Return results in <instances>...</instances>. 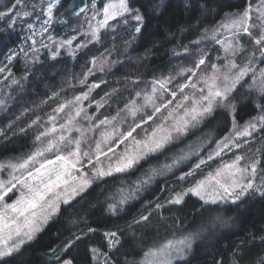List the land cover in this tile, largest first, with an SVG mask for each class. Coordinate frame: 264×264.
Instances as JSON below:
<instances>
[{
    "label": "snow or ice",
    "instance_id": "snow-or-ice-1",
    "mask_svg": "<svg viewBox=\"0 0 264 264\" xmlns=\"http://www.w3.org/2000/svg\"><path fill=\"white\" fill-rule=\"evenodd\" d=\"M81 3L73 2L65 6L62 0H39L38 3H31L32 10L28 11L25 10L29 7L26 0H9L5 9L0 10V20H6L8 28L14 31L18 19L24 21L35 16V19L40 20L37 14L39 10L46 17L41 20L39 30V34L43 35L52 26L54 10L60 12L63 9L70 16H82L83 23L72 29L77 34L67 40H61L56 45L57 50L51 52L50 58L55 60L59 55L58 50L64 48L65 45L71 49L69 55L75 58L76 53L86 48L88 44L101 43L102 29L115 30V25L110 24V21L119 23L123 20L127 23L130 17L137 22L135 32L140 33L146 21L147 10L152 7L150 3L141 4L138 7L130 0H106L102 7H98L97 0H92L90 5L81 6ZM170 4L171 0H167V3L166 0H160V5L152 7V11L155 12L161 6L166 10ZM178 6L183 7L185 11L197 8V5L190 3V0H184V3ZM89 11L92 13L91 16L88 15ZM58 22L68 23L64 19ZM84 25H87V31L83 30ZM27 28L32 30L31 34L26 37V41H32L30 46L32 63H35L39 60L40 48L36 47L34 37L37 32L31 19H27ZM221 29L230 32L231 37H237V39L229 37L223 40L218 39L217 36ZM241 34L250 38L254 45L252 51L249 52L241 44L238 39ZM79 36H84L85 40L79 41L73 48V42ZM211 38L220 45L224 53L223 57L218 55L217 59L224 62L222 64L212 63L210 74L201 71L202 66L207 63V53L202 52L191 67L180 70L179 75L184 77V81L176 85L175 91L168 87L174 77L168 76L153 80L151 91L136 92L135 98L130 99L123 108L118 109L116 116L104 117L95 122H93L94 117L88 114L81 105V101L87 100L89 94L95 88L100 87V83L88 85L87 92L74 97V101L59 104L54 109L57 115L49 117L44 130L39 131L35 138L43 145L42 147H38L20 162L0 164V170L5 167L11 169L7 180L0 179V264H12L16 257L23 256L26 247L30 246V242L35 239L37 233L43 230L49 219L62 211L61 205L74 207V202L79 203L77 197L83 198L82 194L92 187L94 181L107 182L106 178L118 179L120 177L117 174L128 178L127 180L122 179L121 186L107 196V211L116 215L122 210L123 205L135 199L137 194L150 185L157 176L172 172L182 161L189 160L193 156L198 158L192 170L181 175L180 180L193 175L196 169H200L202 165H206L215 157L221 156L225 150L231 151L232 148L242 147V144L236 143L238 138H248L244 140V144H248L255 139L254 134L260 133L264 136V66H261L264 65V0H257L255 4L249 0L243 11L227 17L226 21L214 30ZM52 39L49 35L48 40ZM191 43L199 45L200 40H193ZM41 46L49 48V45L43 42ZM114 48L115 45H113V50ZM183 48L184 52L188 53V46L183 45ZM21 52L25 57L28 56L23 46L19 51L15 48L8 49L4 57L7 64H0V74H4L0 83L9 80L11 73H6V69ZM244 53H247V62L239 63L237 58ZM110 55L111 52L105 49V52L101 53V58L92 57L88 62L90 66L79 83L86 84L88 76L94 74V71L103 72L105 65L110 66L115 63L109 59ZM98 59L99 67H97ZM24 79L27 77L25 76ZM19 83L12 79L7 87L11 88L13 84ZM138 83V80H132L133 85ZM245 85L250 92L255 91L257 94L255 105L257 115L240 129L237 128L236 105L233 100L235 99L234 94ZM185 89L192 91L187 93ZM116 91L113 89V93ZM111 95L112 93H105L106 97H111ZM165 96L169 98L165 99ZM178 96L179 99H177ZM139 100L143 103H138ZM106 102L102 97L101 101L96 102L95 110L98 111ZM69 104L73 105V110L66 113L64 123L57 127L55 123L57 116L64 112ZM7 106V97L0 99V109L6 110ZM88 106H92L91 102ZM149 106L152 108L151 114H145L137 121V113ZM218 108L225 110L223 115L231 117L233 130L219 140L210 141L208 138H201L199 142L194 141L187 145V150L182 148L178 153L173 154L168 162L167 153L171 151L170 146L182 140L183 137L196 135V130L205 118L213 115ZM164 110H167V114L160 115V122L155 123L151 131L143 129L144 124L154 120L156 115L163 113ZM121 113L125 114L124 117H121ZM82 115L83 119L88 121L86 127L77 124ZM129 116L133 118L132 125L121 130L120 124L117 123L118 118L123 121ZM32 124H38V119ZM137 129L145 132L140 139L133 135ZM97 130H99V138H95ZM73 132L78 135L73 136ZM89 133H92L91 140ZM208 143H214L215 148L209 151L206 157L201 156V151ZM121 145L124 147L117 153L116 150ZM257 152H260V149H257ZM109 153L115 156L114 163ZM161 156H164L165 162L152 166L151 161H159ZM101 157L108 158L109 164L106 167ZM243 159L242 155H235L230 163H222L203 179L196 181L182 192L175 193L168 203L180 205L185 203L186 196H194L200 202L198 211L203 217L205 213L215 212L216 207L223 204L243 203L242 198L245 196L259 194L264 197V166L261 165L259 159H253L250 163L242 165ZM143 164H149V167L145 170ZM137 172L141 175L137 176ZM161 207V204H156L157 210ZM151 215V212L148 215H141L134 222L137 224L150 222ZM227 223L228 221L218 213L210 216L208 221V225L212 228L217 225L224 226ZM175 226L176 222L173 221L172 227ZM206 231L208 227L201 224L195 231H188L178 238L173 235L172 239L166 238L154 244L144 253V260L141 264H174V262L184 260L192 249L193 243L202 238ZM95 232L96 229L89 226L86 232H74L68 235L62 247H49L47 264H78L77 255L73 253L79 251L81 244H84V255L90 257V261L83 260L79 264H120L112 254L113 249L120 244L117 232H104L103 238L106 244L103 246L98 247L90 242L85 244L84 242L90 241L91 234ZM251 239L255 240L256 237L252 236ZM260 240L264 242V236H261ZM103 247H106L107 251H103ZM233 264H236L235 259Z\"/></svg>",
    "mask_w": 264,
    "mask_h": 264
},
{
    "label": "trees",
    "instance_id": "trees-1",
    "mask_svg": "<svg viewBox=\"0 0 264 264\" xmlns=\"http://www.w3.org/2000/svg\"><path fill=\"white\" fill-rule=\"evenodd\" d=\"M76 1L62 0L65 6ZM8 2L9 0H0V10H4ZM26 2L29 7L25 10L31 11V0ZM130 2L138 7L149 3L152 7L160 5V0H130ZM248 2L249 0H190V3H195L197 8L185 11L183 7L178 6L182 5L184 0H171L166 10L163 6L157 8L155 12L152 11V7L148 8L146 21L140 33L132 29V25L136 23L135 20H128L127 23L123 20L119 23L111 21L110 24L115 25V30H103L102 42L87 46L77 53L75 58L63 51L53 60L50 58L48 48L40 50L39 60L35 63L29 62L26 57L16 58L7 69L20 83L13 84L10 88V94L15 97L11 99L8 110L0 111V133H2L0 143L4 138H9L11 142L9 144L12 145L8 150L22 147L24 141L20 139L21 135L17 134L19 131L24 130L36 117L45 122L54 114V109L59 104L72 101L74 97L88 90V85L93 83H100V87L94 89V98L101 101L104 97L107 101L101 107L99 117L116 115L118 109L123 108L130 99L135 98L136 90H141L145 84L159 77L174 76L176 68L174 64L181 62L182 58L180 55L173 58V51L180 52L184 49L183 45L189 48V54L183 60L190 67L202 52L207 53V63L202 66L201 71L210 74L211 64H221L223 60L217 59L219 49L214 50L213 45L210 47L209 41L205 39L212 36L213 31L227 16L240 13ZM252 2L255 4L257 1L252 0ZM57 14L65 16L68 20L71 19L63 9L60 12L54 10V17ZM253 14L255 16V13ZM27 19L22 22L26 23ZM18 21L19 19L15 26ZM72 21L75 24L83 23L82 16L73 18ZM58 28L57 25L56 29ZM14 32L8 28L6 20H0V47L4 46L8 38L12 39ZM56 34L60 41L70 35L63 28L60 31L56 30ZM243 37H247L245 42L241 41L243 47L249 52L252 51L250 38L242 35L241 39ZM39 40H36V43ZM193 40H200L199 45L192 44ZM113 45H115L114 50ZM105 49L111 52L109 59L115 63L110 66L105 65L103 72L94 71V74L88 76L86 84H80L79 81L83 79L84 73L90 66L89 60L92 57L101 58V53H104ZM52 51L55 49H51ZM127 52L130 57L125 59ZM123 55L125 56L122 59ZM245 56L247 53L239 56L238 62L246 63ZM97 67H99V59ZM25 76L27 79H24ZM133 79L138 80L139 83L133 85ZM101 81L104 82L101 83ZM183 81V76L177 81L172 80L170 88L175 91L176 83ZM113 89L117 91L113 93ZM185 92L188 93L187 89ZM105 93H112V95L106 97ZM168 98L165 96V99ZM233 103L236 105L237 122L244 123L257 115L255 91L250 92L245 91L244 87L240 88L235 94ZM224 111L218 108L205 120L204 127L207 123L212 125L216 120H221L223 123L224 129L220 131L217 139L224 132H229L232 125L231 117L222 114ZM151 112V109L147 110L140 118ZM166 114L167 110L157 114L154 120L143 125V129L151 131L153 124L160 120L159 116ZM133 135L143 137L145 132L137 129ZM184 139L176 141L177 143L175 142L172 147L181 146ZM212 146L213 143L208 148ZM257 149H260V160L262 159V166H264V136L260 134L256 136L255 141L244 144L230 154H224L216 159L213 162V168L238 154L255 155ZM147 165L143 164V169ZM140 174V172L136 173L137 176ZM202 175L203 173L197 171L195 176L180 180L178 183L172 181L173 176L155 180L151 186H147L138 193L135 199L123 205L122 210L116 215L107 211V196L112 190L114 193L121 186L122 179L128 178L120 174L117 175L120 177L118 179L108 178L107 182L101 181L83 193V198L78 197L79 203L74 202V207L62 206V211L45 225L30 242V246L26 247L23 256L16 257L12 264H21V262L22 264H47L49 247H62L68 235L74 232H86L89 226L96 229V232L91 234L90 241H85V244L90 242L98 247L103 246L106 244L103 233L115 231L119 236L120 244L113 249L114 258L119 260L120 264H138L139 257L144 255L149 247L173 235L181 236L188 231H195L201 224L206 225L208 231L193 243L192 249L184 260L174 264H233L234 259L236 264H264V242L260 240V237L264 236V197L249 195L243 197V203L238 205L227 203L219 207L213 206L216 207V211L211 214L205 213L203 217L198 211L200 202L195 197H185V203L180 205L168 203L175 193L192 186L200 180ZM99 193L102 194L101 197ZM157 203L162 205L158 210ZM150 212L152 213L150 222L140 224L134 222L141 215H148ZM217 213L224 214L223 218L228 221L223 230H216L217 226L212 228L208 225L210 216H215ZM173 221L176 222L175 227H172ZM252 236L256 239L252 240ZM83 249L84 244H81L79 251L73 253L77 255L78 264L83 260L90 261V257L84 255ZM103 251H107V248L103 247Z\"/></svg>",
    "mask_w": 264,
    "mask_h": 264
},
{
    "label": "rangeland",
    "instance_id": "rangeland-1",
    "mask_svg": "<svg viewBox=\"0 0 264 264\" xmlns=\"http://www.w3.org/2000/svg\"><path fill=\"white\" fill-rule=\"evenodd\" d=\"M257 1V0H255ZM33 2H36L38 3L39 0H31V3ZM92 0H83V3H81V0H77L75 3H81V6H84V4H91ZM106 2V0H97V4H98V7H102L103 6V3ZM243 11V10H242ZM241 11V12H242ZM37 14L40 16V20H37L35 19V16L31 19V22L34 24V28H35V31L37 32V34L35 35L34 39L35 40H38L40 39L37 43H36V47H39L41 46L42 42L43 43H46L49 45V50H50V54H51V49H55V51L57 50L56 48V45L60 42L57 34H56V30H61V28H63L66 32H69L70 35L66 38V39H63V40H67L69 37L73 36V35H76L77 33L73 32L72 29L76 26H79L80 24H75L72 19L73 18H77L75 16H70L71 19L68 20L67 18H65V16L63 15H56L54 17V20H53V23H52V26L48 29L47 32L43 33V35H40L39 34V30H40V27H41V20L45 19L46 17L44 16V14L42 12H39V10H37ZM91 11H89L88 15L91 16ZM254 15V14H253ZM232 16V15H230ZM228 17V16H227ZM102 18V17H101ZM60 19H64V20H67L68 23H60L58 22ZM130 21H132V19L129 17ZM226 19L222 22H225ZM111 23V21H110ZM82 24V23H81ZM93 24H95V21H93ZM59 26L58 29H56V26ZM137 25V22L135 24L132 25V29H134L135 31V26ZM217 29V28H216ZM84 31H87V25H84ZM104 29L101 30V32L103 31ZM14 34H13V37L12 39L8 38L4 44V46L0 47V62H2V64H7V61L4 59L5 55L7 54L8 52V49L10 48H15L17 51L20 50V47L23 46V48L25 49V51L28 52V54H31V55H28L26 57V59L29 61V62H32V53H31V44H32V41L30 40H27L26 41V37L29 36L31 34V31L32 30H29L27 28V22L26 23H23L21 20L18 21V24L16 26H14ZM214 32V31H213ZM51 35L52 36V40H48V36ZM243 34H241L238 39L240 40L241 39V36ZM247 36V35H246ZM212 36H208L205 40L209 41V44H210V47L211 45H213L214 47V50L216 49H219V56L223 57L224 53L223 51L221 50L220 48V45L216 44L215 40H213L211 38ZM226 37H229L231 39H237V37H231V34L230 32H227L225 31L224 29H221L220 30V33L218 34L217 38L218 39H225ZM85 40V37L84 36H79L78 39L76 41L73 42V45L72 47L74 48L76 43H78L79 41H83ZM247 40V37H243L240 41L242 42H245ZM211 41V43H210ZM203 43V40L201 41ZM91 44H94V43H90L88 44L91 45ZM242 44V43H241ZM252 47H254V45L252 44ZM44 49V47L41 46L40 50ZM85 49V48H84ZM71 49L65 45L64 48H60L58 51L59 53L60 52H63V51H66L68 54H69V51ZM83 50V49H82ZM80 50V51H82ZM253 50V49H252ZM80 51H78L77 53H79ZM222 51V52H221ZM173 55L172 57H176L178 56L177 53H180V58H182L181 62H175L174 66H176L175 68V73H174V79L173 80H179L182 76L179 75L180 73V70L182 68H187V67H190L188 66V64L186 62H184V58H186L189 54V51L188 53H185L184 52V49H182L180 52H176L175 50L173 51ZM76 53V54H77ZM125 55H123L122 59L124 58ZM128 56L130 57V54L127 52L126 54V57L125 59L128 58ZM22 57H25L24 56V53L21 52L20 55L17 57V58H22ZM247 58V56H245ZM13 62V61H12ZM224 62V61H223ZM222 62V63H223ZM221 63V64H222ZM26 63H24L25 65ZM23 65V66H24ZM264 66V65H262ZM10 72L9 69H6V73ZM11 73V72H10ZM3 75L4 74H0V79H3ZM161 78H165V77H159V79ZM14 79L13 75H10L9 77V80L7 81H4V83H0V99H3L5 97H7V109H0V111H3V112H6L10 106V101L11 99H13L15 97V95L13 96L12 94H10V88L7 87V84L11 82V80ZM172 82V81H171ZM170 82V84H171ZM170 84L168 85V87L170 88ZM180 84V82L176 83V85ZM245 91H248L247 87L245 86L244 87ZM142 90H147V91H151V82L148 83V84H145L143 86V88L139 91H142ZM88 90H86L85 92H87ZM138 90H136V92H139ZM188 93H191V89H187ZM94 92L95 90H93L90 94H89V97L87 100H82L81 101V105L86 109V111L88 112V114L92 115L94 117V121H98V120H101V119H104V118H101L99 117V111H96V102H98L95 98H94ZM81 95V94H79ZM77 95V96H79ZM135 95V94H134ZM198 95V93H197ZM235 95V94H234ZM165 98V97H164ZM74 101V99L72 100ZM91 102V107H89V103ZM138 103H143L142 100H139ZM171 107V106H170ZM152 110V108L149 106V107H145L143 108L140 112L137 113V116H136V120H140V116L142 114H144L147 110ZM73 110V105L72 104H69L67 108H65L64 112H61L59 113V115L57 116V120L55 121V123L57 124V127L59 126V124L61 123H64L65 119H66V113H69ZM217 110V109H216ZM53 115H57L55 112ZM52 115V116H53ZM124 113H121V117H124ZM116 116V115H114ZM51 117V116H50ZM113 117V116H112ZM160 117V116H159ZM210 116L206 117L205 120H207ZM111 118V117H109ZM38 119V124H32L33 121H36ZM160 119V118H159ZM49 118L45 121L46 124L48 122ZM205 120L204 122L200 125V127L196 130L197 134L196 135H192V136H189V137H183L182 140L184 139V143L181 145V146H178V147H172V145L170 146L171 148V151H168L167 155L169 157V160L168 162H170V158L173 156V154H176L180 151V149H185L187 150V145L190 144V143H193L194 141L195 142H199V140L201 138H208L210 141H215V140H219V139H222L224 136L228 135L229 132H231L233 129H232V125L230 127V130L229 132L226 131L223 133V135L221 137H218V134L220 133V131L222 130L223 131V123L221 122V120H216L212 125L207 123L204 127V124H205ZM249 121V120H247ZM246 121V122H247ZM45 122L41 121L39 118H34L29 124L28 126L22 131H19L17 134L21 135L20 139H22L24 141V145L22 147H17L15 150L14 149H11V150H8L9 147L12 145H10L9 143L10 140L9 138H4L3 139V142L0 143V164H3V165H7L9 162H12V163H16V162H20L22 161L24 158H26L27 156H29L30 154H32L38 147H42L43 145L39 142L36 141V135L38 134L39 131H42L44 130V126L46 124H44ZM160 122V120H158L157 122L155 123H158ZM239 123L237 122V128H240L242 129L245 125V123ZM117 123L120 124V127H121V130H124V129H127L130 125H132L133 123V118L132 117H127L126 119H124L123 121L120 120V118H118L117 120ZM155 123L153 124V126L155 125ZM77 124L79 126H87L88 124V121L84 120L83 119V115L81 116V118L77 121ZM29 125H32L31 127H29ZM206 129V130H204ZM98 132L99 130H97V136L95 138H99L98 137ZM21 133V134H20ZM73 136H77L78 133L76 132H73L72 133ZM89 139L91 140L93 137H92V133H89ZM260 135V133H256L254 134L255 136V139H256V136ZM135 136V135H134ZM50 138V137H49ZM137 139H140L142 137H136ZM245 139H248L246 137H240L236 140V143L238 144H242L244 145V140ZM255 139L253 141H255ZM14 140H18V138H14ZM180 140H178L177 142H179ZM176 142V143H177ZM127 143V142H126ZM211 145V143H208L204 146V149L201 151L200 155L201 156H204L206 157L208 152L213 150L215 148V144L213 143V146L209 149L208 147ZM246 145V144H245ZM83 147H87V145H83ZM124 147V145H121L120 148H118L116 151L117 153L120 152V150ZM208 148V149H207ZM236 149H239V148H232L231 151L229 150H225L224 153L221 154V156L219 157H215L213 160L211 161H208V163L206 165H202L200 169H196L194 174L193 175H190V176H187L185 177L184 180L192 177V176H195L197 171L198 172H201L203 173L202 177L200 179H203L210 171H214L217 167L221 166V164L217 167H214L213 168V162L216 160V159H219L221 158L224 154H230L231 152H233L234 150ZM51 155V154H49ZM238 155H242L244 157V159L241 161V164L244 165V164H248L250 163L253 159H259L260 160V155H259V152H256V154H252V153H249L247 155H244V154H238ZM109 156H112V162L114 163L115 161V156H113L111 153H109ZM249 156V157H248ZM235 158L232 157L229 161L225 162V163H230L233 159ZM197 157L193 156L191 159L189 160H186V161H182L176 168L173 169L172 172H168L166 173L165 175L163 176H157L153 182L155 180H158V179H165V178H169L171 176H173V179L172 181L174 183H178V181H180L179 177L181 175H183L184 173L186 172H189L192 170V166L195 164V162L197 161ZM101 160H102V163L103 165L106 167L108 164H109V160L107 157H101ZM261 161V165L263 163L262 159L260 160ZM165 162V158L164 156H161L159 161H156V160H152L151 161V164L152 166H157L159 164H163ZM149 167V164L146 166L145 170ZM11 169L5 167L3 170H0V179H4V180H7L8 179V176H9V173H10ZM17 175H19V173H17ZM117 175H120V174H117ZM141 175V174H140ZM108 179V178H106ZM101 181H94L93 185L99 183ZM257 183H259V180H257ZM116 184V183H115ZM152 184V183H151ZM148 185V186H151ZM92 185V186H93ZM186 189V188H185ZM89 190V189H88ZM87 190V191H88ZM182 192V191H181ZM111 193H113V190L111 191ZM10 196L12 194H9ZM259 194H256L255 196H257ZM102 194L99 193V197H101ZM191 196V195H189ZM187 197V196H186ZM194 197V196H192ZM15 198V197H13ZM78 198V197H77ZM196 198V197H195ZM7 199V198H6ZM10 202V201H9ZM62 206H65V205H61ZM58 214V213H57ZM56 214V215H57ZM56 215L52 216L49 221H51L54 217H56ZM222 217H224V214H221ZM48 221V222H49ZM47 222V223H48ZM45 227V226H44ZM226 226H221V225H217V228L216 230H223L225 229ZM41 232V231H40ZM39 232V233H40ZM37 233V235L39 234ZM36 235V236H37ZM175 237H179L178 235H175ZM36 238V237H35ZM173 236H171L169 239H172ZM32 242V241H31ZM144 260V255H141L137 261L138 264H141V262ZM135 264V263H134Z\"/></svg>",
    "mask_w": 264,
    "mask_h": 264
}]
</instances>
